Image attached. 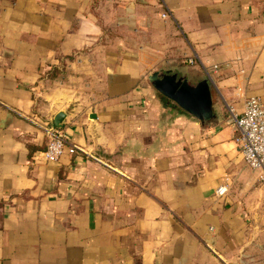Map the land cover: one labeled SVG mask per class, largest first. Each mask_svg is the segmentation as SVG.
I'll use <instances>...</instances> for the list:
<instances>
[{
  "label": "crops",
  "instance_id": "obj_1",
  "mask_svg": "<svg viewBox=\"0 0 264 264\" xmlns=\"http://www.w3.org/2000/svg\"><path fill=\"white\" fill-rule=\"evenodd\" d=\"M159 72L207 78L213 115ZM248 97L264 0H0V264H264V180L229 120ZM43 125L83 152L43 159Z\"/></svg>",
  "mask_w": 264,
  "mask_h": 264
},
{
  "label": "built area",
  "instance_id": "obj_2",
  "mask_svg": "<svg viewBox=\"0 0 264 264\" xmlns=\"http://www.w3.org/2000/svg\"><path fill=\"white\" fill-rule=\"evenodd\" d=\"M164 16V14H162ZM187 63L193 59L188 58ZM213 69L217 65L212 66ZM229 120L236 129L234 141L239 149L244 163L250 169L258 171V178L264 180V100L248 97L242 111L235 115L230 112ZM47 140L40 155L45 160H55L64 152L69 154L83 152L75 144L68 143L65 134L52 126L43 125ZM226 192L224 183L218 184L214 193L222 196Z\"/></svg>",
  "mask_w": 264,
  "mask_h": 264
},
{
  "label": "water",
  "instance_id": "obj_3",
  "mask_svg": "<svg viewBox=\"0 0 264 264\" xmlns=\"http://www.w3.org/2000/svg\"><path fill=\"white\" fill-rule=\"evenodd\" d=\"M149 80L157 91L195 117L205 120L213 115L210 108L207 78L200 79L194 85H187L185 81H175L173 76L162 75L159 72L152 73ZM63 117L64 115L60 111L53 116L52 122L56 128L61 127ZM90 117H92V114Z\"/></svg>",
  "mask_w": 264,
  "mask_h": 264
},
{
  "label": "trees",
  "instance_id": "obj_4",
  "mask_svg": "<svg viewBox=\"0 0 264 264\" xmlns=\"http://www.w3.org/2000/svg\"><path fill=\"white\" fill-rule=\"evenodd\" d=\"M50 75H52V74H50Z\"/></svg>",
  "mask_w": 264,
  "mask_h": 264
}]
</instances>
